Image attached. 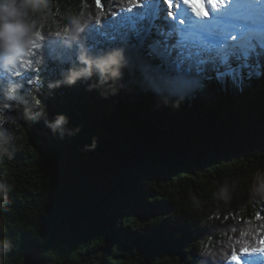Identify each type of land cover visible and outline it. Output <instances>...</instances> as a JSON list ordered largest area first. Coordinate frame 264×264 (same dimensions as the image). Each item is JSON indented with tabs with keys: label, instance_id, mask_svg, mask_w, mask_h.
Instances as JSON below:
<instances>
[{
	"label": "trees",
	"instance_id": "trees-1",
	"mask_svg": "<svg viewBox=\"0 0 264 264\" xmlns=\"http://www.w3.org/2000/svg\"><path fill=\"white\" fill-rule=\"evenodd\" d=\"M101 3L103 11L95 0H47L32 14L23 63L0 71V178L11 186L0 209V238L11 247L0 264H22L31 251L54 264H231V250L254 244L264 228L250 192L264 172V74L237 87L210 71L187 93L147 90L143 68L160 63L147 45L129 61L123 48L93 51L85 41L86 29L99 21L111 30L121 18L109 13L129 7ZM34 44L74 58L61 57L52 73ZM81 44L97 56L122 49L121 78L50 87L77 66ZM11 83L19 87L8 101ZM26 108L40 113L35 121ZM60 115L66 123L53 132ZM224 187L228 200L218 196Z\"/></svg>",
	"mask_w": 264,
	"mask_h": 264
},
{
	"label": "snow or ice",
	"instance_id": "snow-or-ice-1",
	"mask_svg": "<svg viewBox=\"0 0 264 264\" xmlns=\"http://www.w3.org/2000/svg\"><path fill=\"white\" fill-rule=\"evenodd\" d=\"M129 7L109 13L120 17L111 30L90 27L84 39L93 51L123 48L131 61L134 52L147 45V55L159 64H145L143 86L147 90L182 94L210 80L227 77L234 86L260 77L264 68V0H127ZM96 8L103 11L101 0ZM43 39L40 32H36ZM47 64L60 70L61 57L74 58L70 51L55 45H38ZM35 55V53H34ZM32 63L30 62V67ZM179 68V71L175 69ZM223 69V71H221ZM36 69L35 72H39ZM19 75V73H17ZM31 83V79L27 81ZM8 108L10 105L7 106ZM2 119V117H0ZM261 213L256 219H262ZM264 228L257 229L254 244L231 250L228 259L235 264H264ZM246 235V234H245ZM242 254V255H241Z\"/></svg>",
	"mask_w": 264,
	"mask_h": 264
},
{
	"label": "clouds",
	"instance_id": "clouds-1",
	"mask_svg": "<svg viewBox=\"0 0 264 264\" xmlns=\"http://www.w3.org/2000/svg\"><path fill=\"white\" fill-rule=\"evenodd\" d=\"M41 6L48 7L47 0H0V71H11L18 66L19 59L25 54L37 25V20L32 18V14ZM72 23L79 26L78 20H73ZM82 31L83 27H80V32ZM80 32L71 38L78 40ZM77 62V66L70 67L61 81L55 82L50 87H59L62 83L74 85L78 80L91 78L94 74L98 75L101 84L115 82L121 78L122 69L126 65L122 49H112L97 56L91 54L83 44L79 47ZM18 87L11 83L5 88L6 100L10 101L15 97ZM25 115L28 119L35 121L40 113L26 108ZM66 119L64 115H60L55 122L49 123L48 127L55 132L66 123ZM6 143L7 137L0 130V148H4ZM10 191L11 186L0 178V209L8 203ZM250 192L253 199L264 200V172L255 174ZM218 196L228 200L227 188H221ZM10 247V241L0 238V256Z\"/></svg>",
	"mask_w": 264,
	"mask_h": 264
},
{
	"label": "water",
	"instance_id": "water-1",
	"mask_svg": "<svg viewBox=\"0 0 264 264\" xmlns=\"http://www.w3.org/2000/svg\"><path fill=\"white\" fill-rule=\"evenodd\" d=\"M22 264H54V263L50 260L44 259L37 252L31 251L26 253ZM70 264H74V263H70Z\"/></svg>",
	"mask_w": 264,
	"mask_h": 264
},
{
	"label": "rangeland",
	"instance_id": "rangeland-1",
	"mask_svg": "<svg viewBox=\"0 0 264 264\" xmlns=\"http://www.w3.org/2000/svg\"><path fill=\"white\" fill-rule=\"evenodd\" d=\"M38 53V52H37ZM19 63H23L22 62V60L21 59H19ZM18 63V64H19ZM259 200V202L261 203L260 205V207H261V210H264V200H261V199H258ZM235 243H232L231 245L233 246Z\"/></svg>",
	"mask_w": 264,
	"mask_h": 264
}]
</instances>
